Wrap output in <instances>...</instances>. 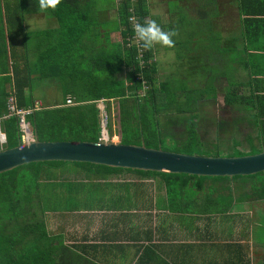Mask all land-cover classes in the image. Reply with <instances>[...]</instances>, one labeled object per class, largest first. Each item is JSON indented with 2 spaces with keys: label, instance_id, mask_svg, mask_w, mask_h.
Returning <instances> with one entry per match:
<instances>
[{
  "label": "trees",
  "instance_id": "trees-1",
  "mask_svg": "<svg viewBox=\"0 0 264 264\" xmlns=\"http://www.w3.org/2000/svg\"><path fill=\"white\" fill-rule=\"evenodd\" d=\"M108 1L113 3L114 0ZM207 1L209 7L203 9L211 16L205 17L206 27H196L197 32L192 35V40L198 33L199 48V41H211V44L216 43V51L200 52V55L196 51V60L200 63L197 73H189L183 78L174 77V85L171 82L160 83L159 88H155L152 77L156 73V66L149 64L153 51L157 49L156 45L151 47V43L156 35L162 34L165 41L168 38L167 32L174 38L176 27L163 24L162 18L155 17L154 29L159 32L147 30L151 26L149 21H145L149 9L147 0H120L116 3V19L112 22L115 23L114 31H119L121 40L111 42L112 32L109 33L105 24L100 31L107 32L108 43L97 46L94 42L101 33L93 35L88 25H80L82 28L79 29V25L74 23V20H78V14L73 12L75 9L70 7L68 0H19L18 3L21 2L22 8L24 7L23 11H14L13 6L7 5L11 44L10 51L0 49V57L5 54L7 60L10 52L13 74L10 75L9 68L0 70V122L1 129L7 136L4 148H15L22 143L18 117L5 118L8 114V99L12 94L11 86L14 85L18 108L34 110L26 119L42 142L98 143L102 132L98 102L103 100L108 114L113 103L118 110L119 132L123 144L140 145L143 142L146 147L157 149L167 139L174 140L175 136H181L176 131L169 130L171 127L176 128L179 123L184 133L174 152L228 157L263 152L264 90H261L264 78L260 76L264 75L258 74L260 70L255 66V60L259 55L254 52L262 51L264 47L253 41L246 43L245 47L235 46L236 50L232 45L230 52L234 55L229 62L226 61L227 65L224 64L222 55L228 48H223L218 32L214 30L218 25L213 19L215 13L212 12L218 3L214 1L212 5V0ZM244 1L241 0L243 6ZM241 3H238L239 9L242 8ZM29 5L33 7V12L44 13L49 18L51 14L57 18L60 28L30 31L25 27L26 8ZM204 14H201L203 18ZM243 14L248 12L244 11ZM83 17L88 19V14ZM249 22L251 21H244L243 35L247 39L251 35L247 29ZM16 38L17 41H22L20 53L15 52L19 48L13 44ZM50 38L53 42L51 46ZM85 40L91 43L85 44ZM33 55L34 61L31 60ZM220 63H223L224 74L216 69ZM243 71L250 81L246 89L243 88V83L229 78V73L237 72L242 75ZM192 75H200V81L190 83ZM47 79L55 80L61 85L63 104L69 96L74 97L78 104L72 107L37 109L34 89L38 86V81ZM143 88L144 92H141ZM219 90L224 91L225 107L238 118L235 117L231 124L215 122L219 128L216 134L232 132L224 139L217 136L213 144L205 141L201 135V125L210 118L209 115L202 116V112L206 113L202 106L210 101H217ZM110 121L108 120V131H112ZM240 123L249 125L247 133L239 130ZM244 143L247 144L246 147L243 146ZM64 164L69 163H33L0 174V264H96L87 255L83 257L75 248L68 246L63 236L52 235L48 229V211L43 209L44 197L50 193V198H53L56 196L54 191L61 189L70 192L73 190L66 187L70 184L64 185L60 181H50V185L43 188L46 181L40 179L46 168L58 169ZM70 164L79 169L76 174L78 177L84 173L97 179L120 173L158 176L163 181L171 213L194 210L222 213L221 207L232 205L237 200L249 201L255 196L258 200H264V173L233 178L199 177L118 169L88 163ZM244 179L248 181L241 182ZM209 182L211 185L207 187ZM229 183H243L238 186L241 193L237 190L233 192ZM47 189H50L48 194ZM206 190L207 195L203 198L198 196ZM217 191L221 195L214 196ZM224 191L225 194L222 193ZM237 193L239 196L235 197Z\"/></svg>",
  "mask_w": 264,
  "mask_h": 264
},
{
  "label": "crops",
  "instance_id": "crops-1",
  "mask_svg": "<svg viewBox=\"0 0 264 264\" xmlns=\"http://www.w3.org/2000/svg\"><path fill=\"white\" fill-rule=\"evenodd\" d=\"M18 1L0 0L1 50L10 51L11 44L7 5L13 6L14 11H23L24 7L22 8L21 2L19 4ZM175 1L179 10L169 14L170 20L174 17L179 18L181 10L189 13L195 11L196 27H199L204 24L206 16H211L203 9L209 7L207 0L200 7L196 6L199 5V0ZM212 1V5L214 1L218 3L212 10L215 13L213 19L218 25L214 30L218 32L223 48H228L222 55L224 64L234 55L230 52L232 45L234 48L238 45L245 47L246 43L250 44V41H253L264 47V0H245L244 6L241 0ZM68 2L70 7L75 9L73 12L76 11L78 14V20H74V23L79 25V29L82 28L80 25H88L93 35L105 25L102 23L103 20L116 19V0L111 3L112 9H107V12L112 14L111 17L100 22L97 18L104 14L100 15L102 11L91 6L92 0ZM239 2L241 9L238 8ZM161 4L163 9L167 8V2ZM192 6L195 7L194 11ZM32 8L31 5L26 8L25 19V27L30 31L60 28L57 18L51 14L49 18L44 13L33 12ZM244 11L248 14L244 15ZM96 12L98 14H95ZM202 13H205L204 18L201 16ZM84 14H88V19L83 17ZM245 20L251 21L247 26L251 34L249 39L243 35ZM101 32L103 35L107 33ZM117 34H120L119 31L112 32L110 41L111 37ZM51 43L53 42L50 38V46ZM84 43L91 42L85 40ZM13 44L19 47L15 52L20 53L22 41H17L16 38ZM206 45L207 48H202L199 52L216 51V43L211 44V41H208ZM254 53L259 55L255 60V66L260 70L258 74L264 75V49ZM52 55L50 51V56ZM31 60H35L34 55ZM5 68H9L10 75L13 74L10 52L7 60L5 54L0 57V70ZM23 68L24 66L21 67ZM37 83L39 84L34 89L37 106L39 104L41 108H51L58 105L61 96L59 95V100L47 93L51 91L61 94L63 92L61 85L50 79ZM263 90L264 84L261 91ZM210 103L213 104L211 101ZM107 139L108 134L104 140ZM118 175H122L120 179ZM125 176L127 178L124 179ZM119 180L121 183L117 185ZM96 181L101 184L95 185L89 191L85 188L87 182L82 185L62 182L64 185L70 184L66 187L71 188L73 192L66 189L54 191L56 196L49 199L50 225L46 218L50 234L63 236L68 246L75 248L83 257L87 255L96 264H264V200H258L257 196L253 200L243 202L237 200L232 205L223 206L222 213L196 210L171 213L163 181L158 176L120 173ZM106 186L117 190L111 200L98 195L101 188ZM124 188L126 191H122ZM96 190L97 193L94 192ZM49 192L50 189H47V194ZM217 227L219 229H216Z\"/></svg>",
  "mask_w": 264,
  "mask_h": 264
},
{
  "label": "rangeland",
  "instance_id": "rangeland-1",
  "mask_svg": "<svg viewBox=\"0 0 264 264\" xmlns=\"http://www.w3.org/2000/svg\"><path fill=\"white\" fill-rule=\"evenodd\" d=\"M119 1L120 0H116V3H119ZM147 2L149 5V9H147L145 21H149L148 23L151 24V26H149L147 30H150V31L155 30L156 32H159L158 29H154L155 26L153 24H154L155 17L162 18L163 24L167 23L170 26L174 25L176 27V35L174 38L171 37L169 32L166 33L168 38H166L165 41L163 39L164 37L163 34L160 36L159 35L155 36L154 40L151 43V47L153 45H156L157 49L156 51H153V56L149 60V64H155L156 66V73L152 76L153 81L155 82V88H159L160 83L171 82L174 85V83L172 82V79L174 77L183 78V77H187L184 75H187L189 73H192V74L197 73V69L199 68L200 63L198 62V60H196V55H197L196 51L199 52V50H201L202 48H205L204 45H206L207 43L205 41H199V44H201L199 48V45L197 43V39H199L197 38L198 33L195 35V37L192 40V35H194V33L197 32V29H196L197 14L194 11V8H195L194 6H192L194 12L189 13L186 10H181L179 12V18L175 19L174 17L173 19L170 20L169 14H172L173 12H177L179 10V7H177L178 5L177 1L175 0H147ZM165 2H167V8L163 9V6L161 3H165ZM91 6L94 7L95 9L98 8L99 10H101L102 12L100 15L104 14V16L102 17L98 16L97 18L98 22H100L102 19L110 18L112 15L109 12H107V9H112V4L109 3L108 0H92ZM164 13H166V17H164ZM95 14H98V12H96ZM132 22H135V21H132ZM102 23L106 24V26L108 27L109 33L113 32L114 29L116 28V25L114 22H112V20H103ZM208 24H211V23L209 22ZM203 27H206V25L203 24L202 28ZM99 32L102 33L101 31ZM120 40H121L120 34H117L111 37V42H119ZM104 42H107V33L105 35H103L102 33L97 37L95 46L100 45V44L103 45ZM189 49H194V50L189 51ZM199 55H200V52H199ZM216 69H219V73H222V74L225 73L224 66L221 63L216 66ZM243 73L244 74L240 75V73L231 72L229 73V78L231 81L237 80L243 83L244 84L243 88L246 89L248 88V85H250L249 84L250 81L249 79L246 78V73L244 71ZM190 79H191V81L189 80L190 83L198 82L200 81V75H192ZM141 92H144V88L142 89ZM49 93H50V96H56L59 100L61 96V100L58 103V105H56V107H60L63 105V95L62 94H58V92H51V91L48 92L47 94ZM98 107L101 108V114H104L106 111L105 103L103 101L98 102ZM202 107L204 108V111L206 112V113L202 112L203 113L202 116H206V115L210 116L209 120L204 122L203 125H201L202 138L205 141L211 142V143L216 142L215 138L217 136L218 138H220L221 136L222 139L227 138L228 134L231 133L232 131H229L228 133L220 132L216 134L215 132L219 128L218 126H216L215 122L224 121L227 124H231L234 118L235 117L238 118V117L233 111L230 112L231 110L225 107L224 91L219 90L218 99L217 101L213 102V104L209 102L208 104H205ZM108 116H109V120H111L109 122V126L112 127V131H109L110 133H109L108 138L110 139V141L119 142L120 141V138H119L120 126H119V120H118V110L116 109V106L114 103L111 105V112L108 114ZM175 127L176 128L171 127L169 128V130H174L176 131V133H178L181 136L180 137L175 136L174 140L167 139L162 145H160V147L162 149H165V151L174 152L178 140L181 139L182 134L184 133V129L181 128V124L178 123L176 124ZM227 129L229 130L230 126H228ZM239 130L245 134L249 130V125L246 123L244 124L240 123ZM103 134L104 132L102 130L100 139L106 138L105 136L103 137ZM69 139H72V138L70 137ZM241 140H243V137ZM243 146L246 147L247 144L244 143ZM77 171H79V169L75 168L70 163L64 164L62 165V167L58 169L46 168L43 172L42 178L40 179L41 181H46V183H44L42 187L44 188L46 186H49L50 181L72 182L77 185L86 184L87 182V185L85 186V188L87 191H89V190H92L95 185L101 184L100 182L96 181L98 180L97 178L91 177L87 173H84L81 177L76 176L75 172ZM121 176L122 175H118V179H120ZM125 178L127 177L125 176L124 179ZM246 181H248V179L241 180V182H246ZM120 183H121V180H119L117 185H119ZM210 185L211 183L209 182L207 184V187ZM229 185L232 186L231 188L233 192L237 190L238 193H241L240 188H238L239 186L238 183L237 185L229 183ZM122 191H126V189L124 188L122 189ZM94 192L97 193V190ZM116 192L117 190L114 187L106 186L104 188H101L98 195L100 194V196L106 200L108 199L111 200L113 196L116 194ZM206 192L207 190L205 192L200 193L198 196L203 198L205 194L207 195ZM222 193L225 194V191ZM238 193L235 195V197L239 196ZM219 195H221L220 191L214 192V196H219ZM49 199H50V193L44 197V202L46 205L43 206V209L44 210L46 209L48 211L46 218L49 221V225H50L51 205H50ZM49 225H48V228H49ZM216 229H219V228L217 227Z\"/></svg>",
  "mask_w": 264,
  "mask_h": 264
},
{
  "label": "water",
  "instance_id": "water-1",
  "mask_svg": "<svg viewBox=\"0 0 264 264\" xmlns=\"http://www.w3.org/2000/svg\"><path fill=\"white\" fill-rule=\"evenodd\" d=\"M107 122L104 123V132ZM108 134V132H107ZM35 140L15 148L0 150V174L22 166L44 162L88 163L118 169L186 174L199 177L252 176L264 173V151L246 156H203L165 151L119 142Z\"/></svg>",
  "mask_w": 264,
  "mask_h": 264
},
{
  "label": "built area",
  "instance_id": "built-area-1",
  "mask_svg": "<svg viewBox=\"0 0 264 264\" xmlns=\"http://www.w3.org/2000/svg\"><path fill=\"white\" fill-rule=\"evenodd\" d=\"M131 21H134V20H131ZM136 25H137V22H136ZM14 87H15L14 85L11 86L12 94L8 100V105H7L8 106V114L5 116V118H10L13 116L18 117L20 129H21V133H22V142L25 144H28L34 140V137H33L32 129H31V125L27 121L26 117L28 115H30L31 113H33L34 110L19 109L18 108L17 98L15 95V88ZM75 105H76V101L73 97H68L66 99L65 104H64V106H67V107H71V106H75ZM37 109H39L38 106H37ZM106 120H107V118H106ZM6 143H7V136L0 129V145L3 146Z\"/></svg>",
  "mask_w": 264,
  "mask_h": 264
},
{
  "label": "clouds",
  "instance_id": "clouds-1",
  "mask_svg": "<svg viewBox=\"0 0 264 264\" xmlns=\"http://www.w3.org/2000/svg\"><path fill=\"white\" fill-rule=\"evenodd\" d=\"M145 87H146V86H145ZM145 87H144V88H145ZM14 88H15V87H14ZM15 89H16V88H15ZM11 91H12V88H11ZM69 97H72V96H69ZM67 98H68V97H67ZM73 98H74V97H73ZM74 99H75V98H74ZM8 100H9V99H8ZM75 101H76V100H75ZM101 101H103V100H101ZM77 104H78V103L76 102V105H77ZM76 105H75V106H76ZM62 106H64V104H63ZM60 107H61V106H60ZM66 107H67V106H66ZM71 107H72V106H71ZM38 108H41L39 104H38ZM100 111H101V108H100ZM105 114H106L107 116H106ZM100 116H101V118H102V124H101V126H102V130H103V126H104V123H105V122H107V126H108L109 116H108V113H107L106 111H105L104 114H100ZM106 118H107V120H106ZM0 121H1V120H0ZM29 124H30V123H29ZM30 125H31V124H30ZM0 129H1V122H0ZM31 129H32V127H31ZM1 130H2V129H1ZM106 130H107V132H108V136H109V131H108L107 127H106ZM2 132H3V131H2ZM103 132H104V130H103ZM3 133H4V132H3ZM32 133H33V137H34V140H35V135H34L35 132H34L33 129H32ZM119 138H120V136H119ZM120 139H121V138H120ZM34 140H33V141H34ZM33 141H31V142H33ZM100 141H110V139H109V138H108L107 140L100 139ZM31 142H30V143H31ZM21 144H25V143L22 142ZM28 144H29V143H28ZM4 145H5V144H4ZM4 145H3V146L0 145V150H1V149H2V150L5 149V148H4Z\"/></svg>",
  "mask_w": 264,
  "mask_h": 264
},
{
  "label": "flooded vegetation",
  "instance_id": "flooded-vegetation-1",
  "mask_svg": "<svg viewBox=\"0 0 264 264\" xmlns=\"http://www.w3.org/2000/svg\"><path fill=\"white\" fill-rule=\"evenodd\" d=\"M205 1H206V0H199V1H198L199 5H196V6H197V7H200V6L204 5Z\"/></svg>",
  "mask_w": 264,
  "mask_h": 264
},
{
  "label": "bare ground",
  "instance_id": "bare-ground-1",
  "mask_svg": "<svg viewBox=\"0 0 264 264\" xmlns=\"http://www.w3.org/2000/svg\"><path fill=\"white\" fill-rule=\"evenodd\" d=\"M106 135H107V132H105L103 136H105V137H106Z\"/></svg>",
  "mask_w": 264,
  "mask_h": 264
}]
</instances>
